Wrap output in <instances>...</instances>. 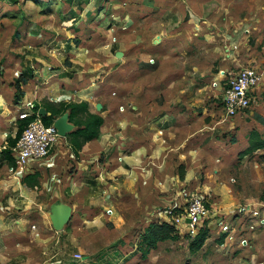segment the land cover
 <instances>
[{
	"label": "crops",
	"instance_id": "0c3cea01",
	"mask_svg": "<svg viewBox=\"0 0 264 264\" xmlns=\"http://www.w3.org/2000/svg\"><path fill=\"white\" fill-rule=\"evenodd\" d=\"M183 9L182 13L180 10L177 12L179 17L186 19L187 10ZM196 11L197 7L192 6L185 24L181 19L170 25H144L142 50L137 51V57L132 51H125L128 45L124 40L107 38L95 44L101 55L93 57V60L92 55L80 53L71 59L57 56V60L54 58L52 62L36 56L27 67L20 64L19 74L15 76H26V86H30L27 88L22 82L21 97H16L14 83L17 78L9 82L0 79V246L3 248L0 254L4 259L23 254L21 249L8 251L6 247L24 245L18 239L19 232L30 221L36 222L37 217L42 218L50 226L49 229L62 225L67 233L68 223L73 225L75 220L81 222L83 219L81 225L86 224L87 213L97 210L101 203L104 206L108 203L115 205L113 201L119 196L135 201L127 203L132 211H137L138 217L135 220L133 214L126 212L125 221L121 220L123 216L115 215L113 220L117 223L114 228L117 234L102 231V240L107 244L118 241L124 231L134 230L139 225L140 232L148 231L152 221L151 210L164 203L161 194L168 190L169 184L165 181L167 169H180L183 164L185 177L182 180L180 173L177 176L184 186L179 192L185 194L194 188L199 191L202 189L200 169L213 166L216 158L213 147H219L223 166L233 160H241L240 179L230 169L224 177L229 181L237 177L240 184V187L237 185V193L241 199L234 198V193L229 190L232 189L231 184L223 188L227 183L222 182V203H219L220 192L216 191L215 182L213 191H210L214 200L209 205L218 215L222 213L221 217L229 222L231 231H224L214 221L211 222L205 243L196 252L189 248V256L198 264H264V226L254 232L248 230L247 220L240 223L243 216L237 212L240 205L259 207L264 212V199L261 198L264 190V147L241 156L250 146V132L257 129L264 135V124L252 117L249 109L233 116L235 123H227L223 116L218 115L220 108L214 105L216 100L223 98L228 77L234 73V64L237 63V66L243 61L239 51L241 44L238 43V39L244 37L243 29L231 27L230 21L222 17H218L221 25H217L215 14L203 17ZM76 29L63 24L62 34H59L62 47L70 44L71 50L76 49L71 46L73 41L65 40L70 39L71 32ZM138 37H132L135 44H138ZM115 43L119 46L112 52L111 47ZM135 46L138 48V45ZM102 54L108 56L101 60ZM150 58H154L155 63H151ZM91 60L93 66L87 69ZM260 64L263 65L261 60ZM261 72L252 108L264 116V68ZM82 78L85 80L80 82ZM39 79L41 86L37 84ZM88 80L89 84L86 83ZM82 100L89 102L92 111L104 116L100 137L87 141L76 155L68 140V133L76 126L69 119V111H66L53 120L59 127L60 136L51 153L32 161L22 172H12L10 167L13 163L3 150L13 149L12 143L24 120L20 114L35 111L33 103L45 107L44 103L49 101ZM50 114L46 108V115ZM233 129L236 137L231 139L229 134ZM229 158L231 161L225 160ZM217 160L220 158L217 157ZM248 172L254 177L248 176ZM251 179H254L253 187ZM151 195H155L153 205ZM99 211L101 214L97 219L95 216L87 218L90 222L88 226L104 224L105 209L100 207ZM157 214L164 216V211L159 208ZM177 225L187 228L185 222ZM124 227L127 229L124 230ZM241 228L248 232L249 246L240 245ZM98 233L94 235L99 236ZM78 234L87 235V231L84 229ZM171 234H178L182 241L185 239L181 232ZM216 234L221 235L222 246L227 248L219 251L214 247L209 252V241L215 239ZM50 236L61 239L60 234L58 238L57 235ZM68 236L66 238H73L72 233ZM174 240L160 239L158 248L150 250L147 256L140 250H128L125 263L132 264L137 260L136 264H154L151 261L157 253L160 258L167 257L161 244L167 242L170 245ZM214 244L218 245V242ZM86 256L85 263L91 255Z\"/></svg>",
	"mask_w": 264,
	"mask_h": 264
},
{
	"label": "rangeland",
	"instance_id": "374dc122",
	"mask_svg": "<svg viewBox=\"0 0 264 264\" xmlns=\"http://www.w3.org/2000/svg\"><path fill=\"white\" fill-rule=\"evenodd\" d=\"M192 6L197 7L198 11L196 12L203 15V17L207 14H215L216 17L214 19L217 25H221L218 17H222L224 20L230 21L231 27L235 26L243 29L244 37L238 39V43L241 44L239 50L241 51L240 58L243 61L237 66H235L237 63L234 64V73L231 75L235 74L241 67L247 65H256L263 70L264 0H0V79L4 78L5 82H9L11 79L17 78L15 75L19 74L21 65L27 67L36 56L42 57L47 62H52L54 58L57 60V56H60L62 59H65L63 57L67 56L71 59L73 57L76 58V55H81L80 53H86L92 55L93 60V57H100L101 55L100 50H98V47L96 48L95 44L107 40V38L114 41H117V39L124 40L125 45H128L125 51L128 49V53L132 51V54L137 57L139 55L137 51L142 50L141 37L145 33L143 32L144 25L153 23L158 26L166 23L170 25L181 19L182 23L185 24L187 23V18L191 15ZM183 8L187 10L186 19L179 17L180 13L177 12V10H180L182 13L184 11ZM215 9L217 10L213 11ZM72 19H75L74 27H77V29L71 32L73 34L70 39L65 38V40H68V42L73 41L74 44L71 46L76 48L74 50L69 48L68 45L70 44H65L62 47L61 42H59L61 41L59 34H62L61 27L63 26V21H71ZM226 26H224V29L227 31ZM108 31L111 32L108 33ZM136 35L139 36L136 41L138 44L132 41V37ZM133 43L138 45V48ZM118 46L115 43L111 47L112 52H115ZM106 56L108 55L102 54L101 60L105 59ZM92 60L89 61L91 63L87 66V69L93 66ZM260 60L263 62L262 66ZM79 66L81 67V64ZM16 71L18 72L15 73ZM89 72H93V70H89ZM231 75L228 77L226 86ZM84 77L86 76L84 75ZM84 80L82 78L80 82ZM88 81L86 83L89 84L90 80ZM23 83L26 86L28 79ZM31 83L33 84V82ZM41 83L42 81L39 79L37 84L41 86ZM26 87L29 88L30 86ZM216 101L214 105L221 110V113L218 115L223 116L227 120V123H235L233 117L226 115L221 104L222 98ZM251 108L252 106L248 109L250 115L253 117L252 112L256 110ZM229 135L231 139L236 137L235 129L231 130ZM213 148L216 150L215 163L213 166L208 165L207 168L200 169L202 171H199V182L200 185L202 184V189L199 191L194 188L193 190H187L185 194L179 192L184 187L183 183L181 184L180 180L177 179L179 167L167 169L168 176L165 181L169 184L168 190L166 193L161 194V200L164 203L159 204L158 207L151 210L150 220L152 221L150 223L151 226L148 227L149 229L151 228L150 231L148 229L146 232H140L141 228L139 225L134 230L124 231L123 237L118 241H112L107 244L102 240L101 237L104 234L102 231L117 234V230L114 229L117 223L113 220L115 215L119 214L123 216L121 220H125L126 212L133 214L135 220L138 217L137 211H132L127 203L133 204L135 201L124 199V196H119L118 200L114 199L113 201L115 205L108 203V205L104 206L101 203L97 210H92L90 214L84 212L87 213V218L95 216L97 219L101 214L99 208L105 209V213L103 214L104 224H98L97 227L88 226L87 224L90 222L87 221V218L84 220L86 221L84 225H81L83 224V219H81V222L75 220L73 225L72 222L68 223L66 233L62 225L54 227L55 229H49L50 226L46 222H43L42 218L37 217L36 222L30 221L19 232L18 239L24 245L12 244L6 247L8 251L21 249L23 254L8 259H4L0 254V264H44L45 262H49V264H83L87 260L86 255L91 256L90 260L85 264H118L119 262L127 264L125 262L128 257H125V253L133 249L137 252L140 247H146L144 239L151 232L158 229H163L165 232L168 231V233L174 231L181 232L185 235V239L182 241L179 236L174 242H170V245L166 244L167 242H163L161 245H163V252L167 253V257L160 258L157 253L151 261L152 263L198 264L194 262V258L189 256V241L195 235H192L187 228L177 227L175 215L185 213L187 200L192 194L197 192L204 195L205 199L208 200V204H211L214 198H211L210 191H213L212 187L215 185V182H217V186L215 185L216 191L220 192L218 194V196L220 195L219 199L216 196L219 203H222L221 191L224 185L222 182L227 183L223 188H227L228 184H231L232 189L229 190L232 191L231 193H234V198H240V194L237 193V185L239 184L237 177L240 179L239 167L241 160L236 159L223 166L222 152L217 149L219 147ZM119 149L122 150L123 148L119 147ZM241 156L243 155L241 154ZM217 157L220 160H217ZM229 159L225 160L231 161V158ZM263 168L264 165L262 166ZM229 169L237 176L230 179V181L224 178L225 173H228L227 170ZM204 176L209 181H204ZM248 176L254 177L250 172H248ZM210 182L213 184H210ZM263 182L264 179H262ZM196 183L198 184V180ZM250 184L252 187L254 186V179H251ZM187 185L188 187L191 186L190 184ZM261 198L264 199V190ZM154 201L155 195H151L152 205ZM159 208H161V211H164V216H158ZM84 229H86L87 235L81 234L79 236L78 233ZM125 229L127 228L124 227ZM98 231L99 236L94 235ZM69 233H72V239L66 238L69 237ZM59 234L61 235V239L59 240L50 236L57 235L58 238ZM220 239L221 235L216 234L215 239L209 241V252L214 247L220 249L219 251L227 248L222 246ZM216 242H218V245L214 244ZM156 248H158V245L155 248H151V251ZM2 249L0 246V250ZM77 253H80L82 258H77L75 256ZM135 261L137 260L132 261V264H136Z\"/></svg>",
	"mask_w": 264,
	"mask_h": 264
},
{
	"label": "built area",
	"instance_id": "2783aa9c",
	"mask_svg": "<svg viewBox=\"0 0 264 264\" xmlns=\"http://www.w3.org/2000/svg\"><path fill=\"white\" fill-rule=\"evenodd\" d=\"M155 61L154 58H150L151 63H155ZM261 76L262 72L256 65L243 66L231 76L222 98L223 108L228 117H233L253 105L255 90ZM32 106L34 107V103ZM121 108L123 109V106ZM30 115H35V117L25 126L13 146L14 162L10 170L14 173L26 170L32 161L48 156L60 136L57 126L54 123L45 124L38 110L22 112L20 117L26 118ZM237 212L243 216L239 221L240 223L247 220L248 230L254 232L260 226H264V212L261 208L240 205ZM186 219L190 220L185 221ZM175 221L177 223L185 222L192 235L197 234L201 226L204 224L209 226L213 221L224 231H231L229 222L214 212L206 202L205 197L199 193L190 196L187 200L185 213L176 214ZM240 236V245L249 246L250 237L247 230L242 229ZM75 256L82 258L80 253Z\"/></svg>",
	"mask_w": 264,
	"mask_h": 264
},
{
	"label": "trees",
	"instance_id": "16d2710c",
	"mask_svg": "<svg viewBox=\"0 0 264 264\" xmlns=\"http://www.w3.org/2000/svg\"><path fill=\"white\" fill-rule=\"evenodd\" d=\"M75 23V19L71 21H63V24L67 27H73ZM26 82V76L22 75L15 80L14 86L17 88L16 97H21L23 95L21 82ZM45 107L48 111L51 112L50 115H41L43 122L47 125L52 124L55 117L60 116L61 114L69 111V119L73 122L76 126V129L68 133V140L70 145L76 155H79L80 150L82 149L83 145L94 138H98L101 135V127L104 123V116L99 112H94L90 109V104L86 100L82 101H59V102H45ZM223 105V100H222ZM35 110H39L40 104L34 103ZM248 109V108H247ZM253 117L258 121L264 124V116H262L257 111H253ZM35 115H30L21 122V127L18 132V135L13 141V146L16 144L18 137L21 135L25 126L32 120ZM264 147V135H262L257 129H253L250 132V146L244 150L241 154H247L253 152L257 148ZM4 154L10 160L11 163L14 162L13 156V149L12 148H5ZM180 177L183 179L185 177V166L183 164L180 165L179 169ZM209 205V204H208ZM210 206V205H209ZM210 231L206 224L200 227L197 234H195L194 238L190 241L189 248L192 252L198 251L205 240L209 236ZM225 237L226 234H223ZM166 238H179L178 234H171L168 231H164L163 229L154 230L144 239V244L146 247H140L139 250L142 251L143 255L146 256L151 248H155L158 245V239H166ZM148 240V241H146ZM220 242H223V238L220 239ZM152 246V247H151Z\"/></svg>",
	"mask_w": 264,
	"mask_h": 264
},
{
	"label": "water",
	"instance_id": "95a60500",
	"mask_svg": "<svg viewBox=\"0 0 264 264\" xmlns=\"http://www.w3.org/2000/svg\"><path fill=\"white\" fill-rule=\"evenodd\" d=\"M40 115H45L46 114V108L44 106L40 107L38 110ZM55 125L57 126V128L59 129L58 125L55 123ZM60 133V130H59ZM190 219H187V221H189Z\"/></svg>",
	"mask_w": 264,
	"mask_h": 264
}]
</instances>
